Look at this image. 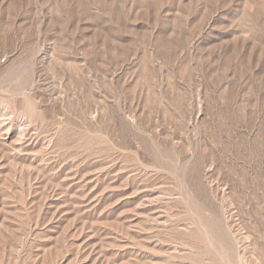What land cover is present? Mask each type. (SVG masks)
Returning <instances> with one entry per match:
<instances>
[{"label": "rangeland", "instance_id": "rangeland-1", "mask_svg": "<svg viewBox=\"0 0 264 264\" xmlns=\"http://www.w3.org/2000/svg\"><path fill=\"white\" fill-rule=\"evenodd\" d=\"M0 264H264V0H0Z\"/></svg>", "mask_w": 264, "mask_h": 264}]
</instances>
